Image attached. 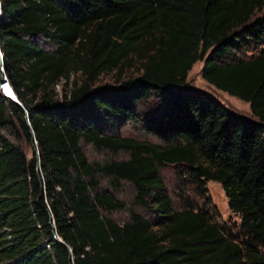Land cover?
<instances>
[{
	"label": "trees",
	"instance_id": "1",
	"mask_svg": "<svg viewBox=\"0 0 264 264\" xmlns=\"http://www.w3.org/2000/svg\"><path fill=\"white\" fill-rule=\"evenodd\" d=\"M0 50V264H264V0H0ZM196 60L253 119L186 84ZM162 166L219 183L238 224L175 209ZM123 182L143 213L119 223Z\"/></svg>",
	"mask_w": 264,
	"mask_h": 264
},
{
	"label": "rangeland",
	"instance_id": "2",
	"mask_svg": "<svg viewBox=\"0 0 264 264\" xmlns=\"http://www.w3.org/2000/svg\"><path fill=\"white\" fill-rule=\"evenodd\" d=\"M202 66V60H196L187 71L186 75V84L188 86L200 89L211 97L217 99L221 102L226 108L231 110L237 115L242 117L253 119V116L250 113L248 103L242 99L234 95H230L227 92L215 88L213 85L206 82L200 76V68ZM137 73L135 67L126 68L121 74V78H125L127 76H133ZM115 72H109L105 74H101L96 83L103 82H115L114 81ZM63 80L58 82L54 86V90L56 92H60ZM70 85L69 80L67 81V86ZM175 86V85H172ZM12 94V93H11ZM147 105V104H146ZM119 134L125 136H133L140 138L143 135L137 129V127L130 122H126L119 126ZM154 140L153 137H148ZM80 144L89 160H104L108 158H125L127 157L126 152L124 151H116L111 152L107 149L95 150L91 144L80 141ZM21 146L23 148L24 153L27 157L31 156L33 148L28 145L26 142L21 141ZM158 174L162 177V180L166 186L167 192L172 198V205L175 209H180L183 205V198L181 199L179 195L185 197L186 201L192 204H196L201 208L208 210L211 214L213 220L218 224L225 227H232L233 224L237 225L239 222V218L236 214H234L228 207L227 198L220 186L219 183L214 181H207L204 184L203 193L199 194L193 189V187L189 184L181 183L172 166H162L158 169ZM103 184L106 185V182L103 181ZM114 195L121 200L125 207L121 210H114L109 212H103V214L116 222L122 223L128 219V209H132L137 212L143 213L142 209L132 204L133 197V188L130 184L123 182L121 187L118 190H113Z\"/></svg>",
	"mask_w": 264,
	"mask_h": 264
},
{
	"label": "built area",
	"instance_id": "3",
	"mask_svg": "<svg viewBox=\"0 0 264 264\" xmlns=\"http://www.w3.org/2000/svg\"><path fill=\"white\" fill-rule=\"evenodd\" d=\"M12 92L13 91L3 71L2 52L0 50V94H2L3 96H8L11 95Z\"/></svg>",
	"mask_w": 264,
	"mask_h": 264
},
{
	"label": "water",
	"instance_id": "4",
	"mask_svg": "<svg viewBox=\"0 0 264 264\" xmlns=\"http://www.w3.org/2000/svg\"><path fill=\"white\" fill-rule=\"evenodd\" d=\"M13 93V92H12ZM14 94V93H13ZM8 98H10L11 100H13L14 102H16L17 104H20L19 102H18V100L16 99V97H15V95L13 96V95H8L7 96ZM36 152H37V150H36ZM58 241H60L59 239H58Z\"/></svg>",
	"mask_w": 264,
	"mask_h": 264
},
{
	"label": "bare ground",
	"instance_id": "5",
	"mask_svg": "<svg viewBox=\"0 0 264 264\" xmlns=\"http://www.w3.org/2000/svg\"><path fill=\"white\" fill-rule=\"evenodd\" d=\"M12 95V94H11Z\"/></svg>",
	"mask_w": 264,
	"mask_h": 264
}]
</instances>
